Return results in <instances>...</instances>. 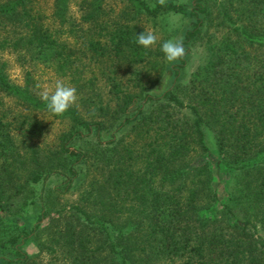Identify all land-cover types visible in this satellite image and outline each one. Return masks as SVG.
I'll return each mask as SVG.
<instances>
[{
	"label": "trees",
	"instance_id": "trees-1",
	"mask_svg": "<svg viewBox=\"0 0 264 264\" xmlns=\"http://www.w3.org/2000/svg\"><path fill=\"white\" fill-rule=\"evenodd\" d=\"M68 1L45 13L38 0H0V52L24 71L14 82L0 57V264H36L22 246L48 211L42 190L72 188L100 244L75 225L61 235L62 264H264V0H218V37L186 78L191 43L212 17L207 0H117L116 14L80 0L79 45ZM167 12L188 17L185 55L155 89L165 40L144 48L135 37ZM36 64L73 78L81 108L47 111ZM44 114L67 122L50 146L33 141ZM53 175L59 186L48 189Z\"/></svg>",
	"mask_w": 264,
	"mask_h": 264
},
{
	"label": "rangeland",
	"instance_id": "rangeland-1",
	"mask_svg": "<svg viewBox=\"0 0 264 264\" xmlns=\"http://www.w3.org/2000/svg\"><path fill=\"white\" fill-rule=\"evenodd\" d=\"M80 0H69L68 7L69 13L71 14L74 24H75V32L72 31V35L69 37V41L71 43L75 42L79 45V42L82 37V29H85L88 25H84L81 22L82 10L84 9L80 2ZM218 0H207V4L211 8V19L209 25L204 27V31L201 35H199L194 41L191 43L190 50L185 58V66L180 69V76L184 78L188 77L191 71H193L196 67L202 65L204 61L209 56L210 50L209 46L212 42L218 37L217 27L215 26V22L218 20L216 17V2ZM220 1V0H219ZM224 1V0H221ZM120 2L117 0H105L104 6L105 10H108L110 13H118L120 9ZM38 4L41 8L44 9V12L47 13L51 9V0H38ZM51 22V21H50ZM89 28L92 27L93 23L89 22ZM188 24V17L180 13L167 12L160 17L156 18L154 21H148L145 29L147 31H153L157 36V42L152 48H155L158 44L162 43L163 40L167 41L169 39H177L179 38L181 30ZM211 24V25H210ZM213 24V25H212ZM0 57L6 61V73L8 77L16 83H21L23 81V68L18 65L14 54L8 52H0ZM161 63H166V70H163L160 79L154 85L155 89H164L169 83L172 77L169 75V70L167 67L175 66L177 61L169 62L166 60L164 54L160 56ZM120 61L117 62L118 71H122L124 66ZM82 68L81 74L85 77L91 76L89 73L93 72L95 67L91 62ZM31 74L33 76L34 89L37 93L41 95V93L51 88L57 80L63 81L65 84L74 86L76 89L77 100L76 103L81 108V96H85L82 94V87L77 86V82L71 77H67L64 75L57 74L52 68L43 66L41 64L35 65L34 67H29ZM165 72L166 76L163 75ZM124 77L126 75H123ZM8 104H13L14 101H8ZM42 120L45 122L44 128L41 133L37 136L33 137V141L40 146H50L52 145L56 139L58 134L65 130L67 127V122L65 119L59 117H53L51 115L42 116ZM60 181V177H50V180L45 184L46 188L51 189L53 184L55 186ZM36 195L40 190V185L37 183L35 185ZM45 207L48 208V211L44 217L40 220L39 229L33 233V235L28 238L26 242H24L22 249L30 255V258L36 262V264H62L65 259L63 255L64 246L62 245L63 239L62 237H67L68 233L72 231L74 226H80L85 231H88L94 239V244L98 243L100 234L96 231L95 227H88V225L83 223V219L80 218V214L77 210L74 209V205L81 207L84 206L87 211H91V207H87L85 201L81 200L79 194V189L74 190V188L69 189L65 193L55 194L51 190L44 193L42 190ZM37 200V198H34ZM34 203L32 207L34 208V213L40 211L38 206H35ZM37 210V211H36ZM79 214V215H78ZM62 235V237H61ZM91 235H89L91 237ZM92 240V237H91ZM58 241V242H57ZM59 241L61 243L59 244ZM100 244V243H98ZM52 248L53 251L49 249Z\"/></svg>",
	"mask_w": 264,
	"mask_h": 264
},
{
	"label": "clouds",
	"instance_id": "clouds-1",
	"mask_svg": "<svg viewBox=\"0 0 264 264\" xmlns=\"http://www.w3.org/2000/svg\"><path fill=\"white\" fill-rule=\"evenodd\" d=\"M160 3H164V0H160ZM156 42L157 36L150 30L143 31L135 37V43L144 48H149L156 44ZM161 51L169 62L180 59L185 55L182 39H169L164 41L161 44ZM40 98L45 103L47 111L59 116L67 112L76 103L77 94L74 86L57 80L51 88L41 93Z\"/></svg>",
	"mask_w": 264,
	"mask_h": 264
}]
</instances>
